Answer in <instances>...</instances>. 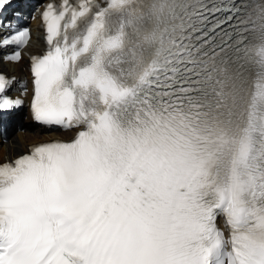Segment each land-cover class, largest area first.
Masks as SVG:
<instances>
[{"label":"snow or ice","instance_id":"obj_1","mask_svg":"<svg viewBox=\"0 0 264 264\" xmlns=\"http://www.w3.org/2000/svg\"><path fill=\"white\" fill-rule=\"evenodd\" d=\"M138 4L61 0L42 12L33 118L75 135L0 161V264H264V152L253 159L241 142L238 159L212 132L199 81L142 43L156 14ZM239 9L201 0L197 34L231 39ZM29 39L17 29L0 44ZM6 84L0 74V93ZM21 104L0 96V112Z\"/></svg>","mask_w":264,"mask_h":264},{"label":"bare ground","instance_id":"obj_2","mask_svg":"<svg viewBox=\"0 0 264 264\" xmlns=\"http://www.w3.org/2000/svg\"><path fill=\"white\" fill-rule=\"evenodd\" d=\"M29 124L30 122H27L26 126H23L25 133L21 135L18 134L16 137V141L20 140L22 137L27 141V143H30V141L35 142L40 139H46V138L53 137V135H55V134H49L40 128L34 127L32 124L30 125ZM64 135H67V134H64Z\"/></svg>","mask_w":264,"mask_h":264}]
</instances>
